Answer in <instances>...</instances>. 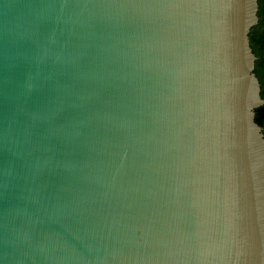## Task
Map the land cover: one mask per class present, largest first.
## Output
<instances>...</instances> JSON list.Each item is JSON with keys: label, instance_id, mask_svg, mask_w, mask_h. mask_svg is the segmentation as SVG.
I'll return each mask as SVG.
<instances>
[{"label": "water", "instance_id": "water-1", "mask_svg": "<svg viewBox=\"0 0 264 264\" xmlns=\"http://www.w3.org/2000/svg\"><path fill=\"white\" fill-rule=\"evenodd\" d=\"M258 23L252 0H0V264H264Z\"/></svg>", "mask_w": 264, "mask_h": 264}, {"label": "trees", "instance_id": "trees-1", "mask_svg": "<svg viewBox=\"0 0 264 264\" xmlns=\"http://www.w3.org/2000/svg\"><path fill=\"white\" fill-rule=\"evenodd\" d=\"M260 24L256 25L250 33L254 52L258 56L256 73L262 83V96L264 97V5L261 7ZM256 120L264 128V105L256 110Z\"/></svg>", "mask_w": 264, "mask_h": 264}, {"label": "clouds", "instance_id": "clouds-1", "mask_svg": "<svg viewBox=\"0 0 264 264\" xmlns=\"http://www.w3.org/2000/svg\"><path fill=\"white\" fill-rule=\"evenodd\" d=\"M259 6V10L257 11L256 10V6ZM262 5H264V0H252V6L254 7V9H255V13H256V16H257V18H258V22H259V24H260V12H261V7H262Z\"/></svg>", "mask_w": 264, "mask_h": 264}]
</instances>
